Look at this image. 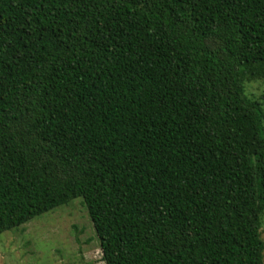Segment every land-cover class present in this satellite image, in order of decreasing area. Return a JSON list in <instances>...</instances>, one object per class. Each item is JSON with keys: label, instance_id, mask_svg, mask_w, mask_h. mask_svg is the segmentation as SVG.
I'll return each mask as SVG.
<instances>
[{"label": "trees", "instance_id": "1", "mask_svg": "<svg viewBox=\"0 0 264 264\" xmlns=\"http://www.w3.org/2000/svg\"><path fill=\"white\" fill-rule=\"evenodd\" d=\"M264 0H0V234L81 198L105 264H264Z\"/></svg>", "mask_w": 264, "mask_h": 264}, {"label": "rangeland", "instance_id": "2", "mask_svg": "<svg viewBox=\"0 0 264 264\" xmlns=\"http://www.w3.org/2000/svg\"><path fill=\"white\" fill-rule=\"evenodd\" d=\"M264 110V80L245 84ZM264 243V214L261 217ZM264 262V253H263ZM0 264H105L100 242L81 198L0 234Z\"/></svg>", "mask_w": 264, "mask_h": 264}]
</instances>
